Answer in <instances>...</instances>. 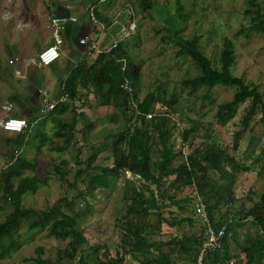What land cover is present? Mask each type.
<instances>
[{"label":"trees","instance_id":"obj_1","mask_svg":"<svg viewBox=\"0 0 264 264\" xmlns=\"http://www.w3.org/2000/svg\"><path fill=\"white\" fill-rule=\"evenodd\" d=\"M140 5L145 12L152 9L154 3L150 0H140ZM263 8V0H247L244 14L251 16V25L244 28L246 31L264 33V13L261 12ZM182 9V4L177 0L174 13L166 14L161 20L160 27L168 32L162 40L171 42L177 47L175 57L189 58L198 71L195 75L182 79L180 85L188 88L190 92L205 88L208 93L202 96L203 100H211L209 91L215 86L234 90L231 99L218 103L216 107L214 118L219 125H225L232 120L238 113L239 107L248 102V106L242 110V116L236 124L237 129L232 136V150L235 152L238 149L239 139L251 129L250 124L258 111L261 113L258 123L264 128L263 92L253 83L246 82L244 77L231 74L230 68L236 58L231 40H224L219 55V66L214 67L200 49L198 36L184 38L180 34L178 22L180 18H183ZM96 15L105 22L106 26L112 22L110 18H106L98 11ZM129 18L132 20L134 16L130 15ZM243 32L244 30L240 29L236 35ZM125 40L127 39L121 40L111 51L101 53L97 59L87 57L73 66L65 79L61 78L60 81V85H63L60 91L61 94L66 95V103L57 104L48 112L49 115L56 114L60 117L69 109L73 110L75 101L80 103L81 95L85 91L83 94L93 95L97 106L112 108L111 112H108L112 123L122 122L120 129L111 131L109 134V142L104 137L100 145L90 143L91 151L87 155L86 162L78 163L79 167L73 174V181L71 183L67 181L69 189L74 191L73 195L69 196V193H66L43 209L23 207V196L29 192H35L39 184L37 165L33 161H27L21 151L31 132L25 129L7 139L13 146L10 148L12 152L8 153V160L0 169V210L4 208L5 203L11 205L12 210L0 222V259L7 258L20 246L19 231L25 224L29 231L46 229L48 236L66 241L63 247L56 249L54 257H42L43 249L37 247L36 255L26 259L35 264H124L127 256L137 260L138 264H196L200 251V236L197 237L192 233L180 238H171L168 241H156L150 238V233L146 232L147 230L160 231L163 224L172 227L175 224L187 222L192 225L191 216L178 218L177 214L169 209L171 206H177L180 210H189L191 215H195L193 205L192 209L191 207L189 209L185 206L186 204H181L182 201L193 202L192 195L185 196L183 199L175 197L176 192L184 187L192 186L194 196L205 203L213 226L216 228L225 226L226 232L219 249L204 252L202 264H220L228 257L226 238L229 235L235 237L233 224L240 226L241 222L248 217H251L252 223L259 228L260 233L248 236L245 243L240 246V252L244 254V264H264V192L257 201L253 200V205L247 213H244L242 209L230 213L235 216L234 222L227 216L235 200L232 187L236 174L257 171L258 165L260 167L258 174L264 178V162L261 160V158L264 159V147L251 164L245 165L238 162L234 154L226 151L212 136L197 137L195 128L190 127L183 129L181 134L182 147L186 148L187 153L181 148L176 149L172 142L175 126L171 125V117L177 110L175 105L179 100L178 94L173 92L166 97L165 91L158 87L156 91H148L144 96H140L141 65L134 62ZM28 96L32 99H29L30 106L27 109L23 103L17 106L16 99L20 95L15 97L14 105L12 104L15 106L13 116H20V113L24 111L31 116L37 115L40 110L32 101L36 97L35 92L31 91ZM21 101L24 100L21 99ZM84 104L81 102L80 108L84 107ZM156 104H159L161 109L158 110ZM16 107L20 109L16 110ZM96 110H91L90 114L84 111L87 115L83 110L79 113L75 110L71 122L57 119L58 126L54 134L60 139L62 145L53 147V150L64 152L69 146H75L78 149L82 147V141L79 142L75 135L77 114L86 117L92 115L94 121H97L101 118ZM41 112H43L42 109ZM147 115L150 116L147 117ZM94 121H87L80 138H83V131L94 127ZM28 122L33 123L29 118ZM87 139L86 136L85 140ZM42 145L43 143L40 147ZM107 152L112 154L109 165L104 164ZM100 155L103 161L98 164ZM67 165V161L62 159L53 168L60 180L65 179L67 171L64 167ZM125 168L138 174L145 183L137 187L124 178L120 197V202L125 204L124 214L119 218L121 235L114 247V252L111 253L105 243L101 246H86L88 242L84 230L80 227L89 212L87 207L81 208L83 203L88 205L85 197L91 196L98 189L108 187L109 177L117 178L123 175ZM27 171H32L34 174L27 175ZM214 174L224 180L217 188L212 185L215 181ZM151 185L154 188H151ZM212 197L216 198L213 200ZM223 205L226 208L220 212ZM163 210H168V217L164 216ZM172 245L178 246L180 254L178 257L181 263H176L175 259H171L163 251L164 247ZM239 253L233 255L236 260L242 259Z\"/></svg>","mask_w":264,"mask_h":264},{"label":"rangeland","instance_id":"obj_2","mask_svg":"<svg viewBox=\"0 0 264 264\" xmlns=\"http://www.w3.org/2000/svg\"><path fill=\"white\" fill-rule=\"evenodd\" d=\"M52 1L0 0V169L8 160V153L12 152V149H10L12 144L11 142L8 143L7 139L15 136V133L6 132L1 126V120L6 116L13 115L15 109L6 113L2 106L10 103L11 100L15 102L17 95H20L19 99H16L18 100L17 103H20L19 100L21 99L24 100L23 95L28 94V91L31 90L30 83H32L34 76L38 78L41 89L50 91L51 87H46L44 79H48L50 82L57 81L58 78L65 76L69 69L65 67L67 65L66 54L63 55L61 61H56L55 65L38 67L37 64L38 53L53 42L52 33L48 25V17L54 16L51 12L53 9ZM58 1L66 5L77 4L82 11L86 12L90 4H96L97 0ZM150 1L154 5L152 9H148L145 12L141 9L140 0H105L103 6H101V13L106 18H110L113 21H122L123 23L127 22L128 27L129 23H135L134 29L125 42L128 44L127 48L134 62L141 65L140 96H144L148 91H156L158 87L165 91L166 97L173 92L178 94L179 100L175 105L177 110L171 117V125L175 126L172 142H174L176 149L181 148L182 151L187 153L186 148L182 147L181 134L183 129L193 127L197 137L212 136L226 151L234 154L238 162L245 165L251 164L254 157L258 156L261 148L264 147V128L258 123L261 113L258 111L254 115L250 124L251 129L239 139L238 149L234 152L232 150V136L237 129L236 124L242 116V110L248 106V102L243 103L239 107L236 116L225 125L216 123L214 113L218 103L231 99L234 90L215 86L209 91L211 100H203L202 96L208 93L205 88L190 92L188 88L180 85L182 79L195 75L198 71L193 67L189 58L175 57L174 53L177 47L173 43L162 40V37L167 35L168 32L165 28L160 29L161 20L166 14L171 15L174 13L177 0ZM179 1L183 6V18H180L178 22L180 34L184 38L198 36L200 49L210 59L214 67L219 66V55L224 40H231L234 44L236 57L233 66L230 68L231 74L244 77L246 82L256 85L259 90H262L264 95V33L259 31L249 32L244 29L251 25V16L244 14V10L247 8V0ZM69 10L70 15L75 12L74 9ZM82 11L80 14L84 15ZM261 12L264 13V8ZM130 15L134 16L132 20L129 18ZM114 26L112 25V29L105 34L107 42L110 40L111 35L118 33L117 26ZM158 29H160V32L157 33ZM240 29H243L244 32L236 35ZM75 32L73 31L67 36L65 32L63 33L64 43L61 45V51H68V44L79 49V46L75 44ZM24 55L29 56L27 60L30 58L33 60L34 58L35 65H32L34 64L32 60L28 61L29 66L27 62L23 63L21 57H24ZM20 65L24 67L22 73L25 78H22V75L19 78L15 77L14 69ZM42 97L43 93L40 92L37 96L39 102L36 100V106L39 110L43 109ZM91 97L88 98L87 93L85 100L91 99ZM87 105H91L93 109H96L93 100L92 103H89L88 100ZM17 106L20 105L18 104ZM23 106L27 109L30 105L27 103V105ZM13 107L15 108V106ZM156 107L159 110L160 105L156 104ZM18 108L16 107V110ZM73 108L77 109L78 113L80 112L78 103ZM74 109L72 110L71 108V110L66 111L60 117L56 114L49 115V113L41 111L36 116H23V113H20V116L25 119L28 117L33 122L30 127V137L26 138L28 140L24 142L21 151L27 161H33L37 165L39 178L37 190L23 196V207H32L37 210L43 209L66 195V193H69V196L73 195L74 191L69 189L70 186L67 181L71 183L73 174L79 167L78 165L86 162L87 155L91 151L90 143L100 145L104 137L109 142L111 131H117L122 126L120 125L122 122L114 124L110 120L101 122L102 119H99L98 123H94L92 129L83 131V138H80L87 121H94L95 119L92 115L86 117L85 115L80 116L77 114L79 116L78 119L83 120V123L78 122L76 124L75 135L79 142L82 141V147L78 149L75 146H69L64 152L53 150V147L62 145L60 139L54 134L58 126L57 119L71 122ZM111 110L112 108H107L100 115L107 117L109 115L108 112H111ZM84 111L90 114L91 110L86 107ZM90 134L91 138H89ZM86 136L88 141L85 140ZM40 142L43 143L41 147L39 146ZM106 154L107 159L104 160V164H110L112 154L109 152ZM62 159L67 161L68 165L64 167V170L67 171L64 176L65 179L60 180L53 168ZM261 160L264 162L263 158ZM97 161L98 164L103 161L102 155L99 156ZM259 168L257 165V171L238 172L236 174V180L232 187L235 200L232 202L231 210L228 211L229 214L227 215L230 220H234L235 216L231 215L233 212L242 209L244 213H247L253 205V200L257 201L261 193L264 192V178L258 174ZM26 174L33 175L34 172L27 171ZM213 177H215V181H213L212 185L216 188L224 182L216 174ZM124 178L137 187L145 183V180L137 174L132 172L131 174H126L125 170H123V175L117 178L109 177L110 183L108 187L98 189L91 196L87 195L85 197L88 205L86 206L83 203L81 208L87 207L89 212L80 227L84 230L88 242L86 246H101L105 243L110 252H114V247H116L121 235L119 228L121 227V220L119 221V218L124 214L125 204L120 202ZM150 187L154 188L153 185ZM175 194L177 199H183L189 195H192V199L197 198L193 194L192 186L184 187ZM215 198L212 197L213 200ZM191 202L185 203L182 201L181 204H186V207H189V209L191 207L192 209L193 203ZM225 208L224 205L221 206L220 212H223ZM169 209L174 211L178 218L186 215L191 216L193 224L189 225L187 222H181V224H175L172 227L163 224L160 231H146L150 233L151 239L168 241L171 238H180L183 235L192 233L197 237L200 236L201 227L198 217L194 214L191 215L189 210H180L177 206H171ZM11 210V205L5 203L4 208L0 210V222L6 218V215ZM163 212L165 217L169 216L168 210H163ZM233 230L236 232L235 237L229 235L226 238L228 257H225L226 259L220 264H244L243 258L236 260L233 255L240 252V246L245 243L248 236L260 233L259 228L252 223L251 217L244 219L240 226H234L233 224ZM19 232L21 234L18 239L20 246L7 258L0 259V264H35L30 260L26 261V259L36 255L35 250L37 247L43 249L42 257L48 258L54 257L56 249L66 244V241L48 236L46 229L29 231L26 225L23 224ZM163 251L171 259H175L176 263H181L178 257L180 255L178 246L164 247ZM239 254L243 255L242 252ZM124 264H138V261L127 256Z\"/></svg>","mask_w":264,"mask_h":264},{"label":"built area","instance_id":"obj_3","mask_svg":"<svg viewBox=\"0 0 264 264\" xmlns=\"http://www.w3.org/2000/svg\"><path fill=\"white\" fill-rule=\"evenodd\" d=\"M89 19L92 23L98 24L94 18L93 7L88 8ZM76 20L75 17H69L68 15H58V17L49 18V27L52 33V44L48 45L38 54V62L41 66H48L52 63L56 62L61 57V45L63 43L62 35L66 30V25L68 22H74ZM129 27L127 26V22L122 21H113L109 27L105 26L103 23L99 24L97 31L93 32H81L77 37V43L80 47L84 48L86 54L91 59H97L101 53H107L114 49L121 40L126 39L132 30L135 27V23H129ZM112 25L117 26L118 33L115 35H111L110 40L107 42L103 36L112 28ZM114 26V27H115ZM105 37V36H104ZM124 69V68H122ZM15 77H21V73L18 70H15ZM63 86V85H62ZM61 86V87H62ZM62 89V88H61ZM130 90V88H128ZM43 97L41 99L43 105V113H48L51 111L57 104L64 103L66 101V95L61 94L55 99L47 96L45 91L42 92ZM2 108L6 113L12 112L14 109L11 103L4 104ZM150 115H147L149 117ZM1 126L6 132L19 133L28 129L30 131V127L32 124L22 116H6L1 120ZM18 154V153H17ZM125 173L131 174L129 169H124ZM194 193V191H193ZM193 209L195 216L198 217L200 221V251L197 257L196 264H202V257L206 250H216L221 247V241L224 236H226L225 226L220 228H216L211 223L209 218L205 203L199 198L193 199Z\"/></svg>","mask_w":264,"mask_h":264},{"label":"crops","instance_id":"obj_4","mask_svg":"<svg viewBox=\"0 0 264 264\" xmlns=\"http://www.w3.org/2000/svg\"><path fill=\"white\" fill-rule=\"evenodd\" d=\"M104 1L105 0H97V2H96V4L95 3H91L90 4V6L89 7H93V13H94V18H95V20L97 21V23L98 24H94V23H92L91 21H90V19H89V12H88V8H87V11L85 12L84 10L82 11L81 10V7L79 6V5H77V4H74V5H72V4H70V5H66L65 3H60L58 0H53L52 1V10H51V12L54 14V16H47L48 17V21H49V18H52V17H58V15L60 16V15H66L67 13H68V16L69 17H75L76 18V20L74 21V22H68L67 23V25H66V30H65V33H66V36L67 35H70L73 31H76L75 32V44H77V46H79L78 45V43H77V37H78V35L81 33V32H93V31H97V28L99 27V24H101V23H103L104 25H105V22L104 21H101L98 17H97V15H96V11H98V12H100L101 13V6H103V4H104ZM74 6V7H73ZM69 9H74L75 10V12H73L71 15H70V10ZM62 11V12H61ZM83 12L84 13V15H82V14H80V12ZM63 13V14H62ZM52 14V15H53ZM87 16V17H86ZM112 22H113V20H112ZM111 22V23H112ZM110 23V24H111ZM48 25H49V23H48ZM106 26V25H105ZM110 26V25H109ZM109 26H107V27H109ZM50 28V27H49ZM111 28V27H110ZM72 32H71V31ZM63 36H64V34L62 35V39H63V43H64V38H63ZM105 36V35H104ZM103 36V38L104 39H106V37H104ZM68 44V43H67ZM68 47H69V49H68V51H61V57L58 59L59 61H61V59L63 58V55H67V65H65V67H68L69 69H68V71L73 67V66H75V65H77L78 63H79V61L80 60H83V59H87V57L88 58H90L89 56H88V54H86V51H85V49L84 48H82V47H80L79 46V49L77 48V47H72L70 44H68ZM16 56V55H15ZM18 56V55H17ZM21 56V55H20ZM19 57V56H18ZM29 56H25L24 55V57H21L23 60H22V62L23 63H25V62H27V64H28V66H29V63H28V61L29 60H32L31 58L29 59V60H27V58H28ZM91 59V58H90ZM58 60H57V62H58ZM32 62L34 63V64H32V65H35V59L33 58V60H32ZM57 62H54V63H52V65H55V63H57ZM60 63V62H59ZM37 64H38V67H44V66H41V65H39V63L37 62ZM26 66V65H25ZM50 66V65H49ZM14 70H18V71H20V73H21V75L23 76L22 78H25L24 77V75H23V71H24V67L23 66H19V67H17L16 69H14ZM30 71V70H29ZM57 71V70H56ZM55 71V72H56ZM68 73V72H67ZM65 77H66V75L65 76H62L61 78H63V79H65ZM61 78H58V80L57 81H54V82H50L48 79H44V83H45V85H46V87H48V88H50L51 87V90L50 91H48V90H46V89H41L40 87H39V80H38V78L37 77H33V81H32V83H30V87H31V90H29L28 91V94L29 93H31V91L33 92H35L36 94V98H34V100H32V101H34V103H36V100L39 102V98H37V96H38V94L40 93V92H43V91H45L46 93H47V96H48V94H49V96L48 97H50V98H53V99H55L56 97H58L59 95H61V85H60V81H61ZM43 83V84H44ZM83 93H85V91L83 92ZM82 93V97H81V101H80V103L81 102H84L85 104H84V107H82V108H80V110L79 111H82L83 110V112H84V110L86 109V107L89 109V110H94L93 109V107L91 106V105H87L88 104V100H89V103H92V100L94 101V103H95V106H96V111H97V113H98V115L100 116V118L102 119L101 120V122L103 121V120H107V121H109L110 120V118H111V115H108L107 117L105 116V115H100V114H102L101 112L103 111V110H105V109H107L106 107H99V106H97V104H96V102H95V99H94V97H93V95L91 94V93H88V98L90 97V96H92L91 97V99H87V100H85V97H86V94H83ZM28 94H24L23 95V99H24V101H21V100H19L20 101V103H23L24 105H27V102H28V105L30 104L29 102H30V100L32 99V97H30V96H28ZM28 98V99H27ZM18 99H19V97H18ZM30 99V100H29ZM13 100H11L10 101V103L11 104H13V102H12ZM79 104V106H80V103L79 102H77V101H75V104ZM17 104H19V103H17ZM14 105V104H13ZM101 108V109H100ZM26 109V108H25ZM70 110V109H69ZM76 111H78L77 109H75ZM13 111V110H12ZM40 111H41V109H40ZM86 112V111H85ZM23 113V116L24 115H28V114H26L27 113V111H24V112H22ZM22 116V117H23ZM77 117H79V116H77ZM119 118V117H118ZM27 121H28V117H27V119H26ZM98 121V120H97ZM97 121H94V123H98ZM78 122H80L81 124L83 123V120H79L78 119ZM77 122V123H78ZM86 123V122H85ZM30 124H32V123H30ZM10 133H13V132H10ZM15 135H16V133H15ZM9 143V142H8ZM12 144V143H11ZM40 144H41V142H40ZM11 146H13V145H11ZM40 146V145H39ZM104 155V154H103ZM243 254V253H242ZM241 256V258H243L244 259V254L243 255H240ZM243 261V260H242ZM244 262V261H243Z\"/></svg>","mask_w":264,"mask_h":264},{"label":"clouds","instance_id":"obj_5","mask_svg":"<svg viewBox=\"0 0 264 264\" xmlns=\"http://www.w3.org/2000/svg\"><path fill=\"white\" fill-rule=\"evenodd\" d=\"M42 51V50H41ZM39 54V53H38ZM39 63V62H38ZM49 66V65H48ZM124 170V169H123ZM132 172V171H131ZM133 173V172H132ZM135 174V173H134ZM138 175V174H137Z\"/></svg>","mask_w":264,"mask_h":264},{"label":"bare ground","instance_id":"obj_6","mask_svg":"<svg viewBox=\"0 0 264 264\" xmlns=\"http://www.w3.org/2000/svg\"><path fill=\"white\" fill-rule=\"evenodd\" d=\"M197 261V260H196Z\"/></svg>","mask_w":264,"mask_h":264}]
</instances>
